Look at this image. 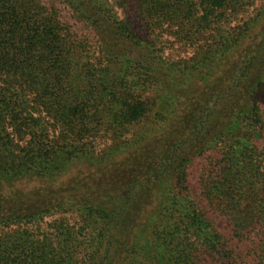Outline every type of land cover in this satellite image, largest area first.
<instances>
[{"label": "trees", "instance_id": "trees-1", "mask_svg": "<svg viewBox=\"0 0 264 264\" xmlns=\"http://www.w3.org/2000/svg\"><path fill=\"white\" fill-rule=\"evenodd\" d=\"M0 264H264V0H0Z\"/></svg>", "mask_w": 264, "mask_h": 264}, {"label": "rangeland", "instance_id": "rangeland-1", "mask_svg": "<svg viewBox=\"0 0 264 264\" xmlns=\"http://www.w3.org/2000/svg\"><path fill=\"white\" fill-rule=\"evenodd\" d=\"M123 16H125V18L128 19L133 24L134 27L138 28L140 26L138 21L136 19L132 18L131 15L124 13ZM165 54H169L170 57L180 55L177 52H175L174 50H168V49L165 50ZM203 164H204L203 162L200 164H197L189 171V177H188L189 183L194 189H196L198 187L197 186L198 174H199V170ZM55 220H64L68 224H73V223H76L77 219H76V216L73 214H65V215L53 216L52 218L46 219L45 222L48 224L50 222L52 223Z\"/></svg>", "mask_w": 264, "mask_h": 264}]
</instances>
